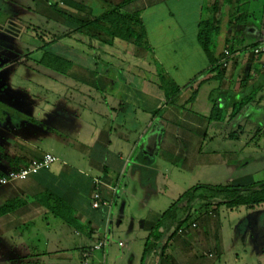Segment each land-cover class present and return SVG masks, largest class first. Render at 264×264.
<instances>
[{
  "label": "crops",
  "instance_id": "1",
  "mask_svg": "<svg viewBox=\"0 0 264 264\" xmlns=\"http://www.w3.org/2000/svg\"><path fill=\"white\" fill-rule=\"evenodd\" d=\"M2 1L5 4L20 2ZM26 1L22 0L24 7L41 19L34 29L45 31V27L55 26L60 16L54 6L57 2L62 4V0ZM75 1L90 7L97 17L111 9L102 0ZM222 1L138 0L132 4L130 11L140 14L147 31L149 51L140 57L135 52L132 59L123 57L122 52L118 57L103 58L88 50L64 55L48 47L51 52L70 60L72 65L64 74L42 66L47 71L42 75L53 86L59 75L65 87L60 91L43 88L46 89V94L42 95L46 98L44 108H48L50 115L43 120L21 117V113L29 112L28 105L35 103L36 96L15 90L13 97L22 106L17 108L18 104L13 108L8 100L7 106L16 113L6 116V122H0V177L22 169L45 153L59 160L50 169L33 173L27 179L0 184V205L12 199L24 201L16 210L0 217V262L81 264L80 252L101 240L105 241V246L94 253L92 264H203L200 258H215L213 249H207L209 238L203 230L202 236L168 239L160 260L155 258L158 251L144 258L147 239L160 214L152 216L155 221L144 225L140 217L124 215L126 219H122L120 207L122 197L133 192L134 183L142 191L148 187L136 171H155L159 160L178 166L182 163L181 168L193 170L200 156L190 155L188 150L183 152L176 141L185 140L181 144L191 145L190 138L196 135L200 143L199 138L207 136L201 130L208 124H218L210 119L216 104L227 109L234 93L240 99L248 87L262 80L258 61L252 53L248 55L243 51L235 54L224 80H209L200 85L196 93L183 89L174 104H167L165 92L159 86V73L184 88L210 68L209 58L199 42V24L211 19V6ZM95 6L100 8L97 13ZM65 10L69 15L74 12L72 8ZM8 16L21 21L13 14ZM216 21L224 22L218 40L220 54L226 42L237 37L236 27L229 26L233 18L224 20L223 9L216 14ZM1 22L4 21H0V26H4ZM259 36L255 42L261 40L264 30ZM40 59L36 63L37 72L41 67ZM242 80H248L247 88L242 87ZM253 108L251 105L247 113ZM24 121H29L28 126H24ZM17 125L19 130L15 128ZM162 153L165 156H159ZM97 179L114 189L102 188L103 196L113 199L110 206H92ZM53 202L62 207L59 211H73L82 228L56 215L51 209ZM114 222L121 223L119 233H126L129 245L119 240L115 251L110 233ZM139 242H143V249L138 255ZM202 248L213 251L214 256ZM190 260L192 263H188Z\"/></svg>",
  "mask_w": 264,
  "mask_h": 264
},
{
  "label": "rangeland",
  "instance_id": "2",
  "mask_svg": "<svg viewBox=\"0 0 264 264\" xmlns=\"http://www.w3.org/2000/svg\"><path fill=\"white\" fill-rule=\"evenodd\" d=\"M16 1L20 2L5 4L0 0V21H4L1 23L5 24L0 26V122L5 121L6 116L8 117L10 113H16L14 109L7 106L8 100L11 102L9 105L13 108H16L18 104L20 106L17 108L22 106L13 97L15 90H24L36 96L34 98L36 99L35 103L28 105L29 112L21 113V117L43 120L50 117L48 108H44L46 98L42 95L46 94V89L43 88L48 87L60 91L65 87L61 80L62 77L59 75H56L58 80L53 86L52 82L42 75V73L47 74L42 66L39 71L41 74L37 72L36 63L42 55L40 46L49 39L51 40L53 34L61 35L68 32V28L58 23L55 26L51 24L50 27H45L48 36L42 41L39 38L41 32L33 30L34 25H39L37 20L41 21V19L35 14L29 13L22 0ZM57 4L63 6L60 2ZM99 9V6H95V13ZM9 14L15 15L21 21L10 18ZM248 15V27L245 34L246 45L254 44L264 30V0H250ZM7 21H9L8 24ZM51 46L52 51L64 55H74V53L79 54L82 50H91L94 56L103 58L118 57L123 52V57L132 59L136 50L130 42L116 40L113 45H109L100 39L90 41L87 36L79 32L72 36L63 37L61 41L53 42ZM258 69L262 80L259 84H255L257 87L254 94L256 96L255 102L258 100L261 103L259 105L264 106V71L260 69V65H258ZM30 98L32 99V97ZM255 102H252L255 109H251L252 111L241 117L237 116V119L232 122L233 125L232 123L229 124V120L227 121L232 113V108L227 109L223 114L224 119L220 123L221 125L212 123V125L208 124L210 126L207 125L204 130H201V133H206L207 136L202 135L199 138L200 143L197 141L196 135L191 136V145L181 144L185 140L176 139V145H180L184 149L183 152L188 150L190 155L195 153V156H200L199 162L197 161L198 163L195 164L193 170L181 168L182 163L178 166V164L170 163L167 160H159L155 165V171L152 169L136 171L135 173L142 175L139 179L143 180L145 186L148 187H144L142 191L139 187L137 189V183H134L131 189L133 192L122 197L120 207L122 219H126L124 215L140 217L143 219L144 225H147L151 220L155 221L156 218L154 217L157 214L165 212L185 192L198 185L248 186L263 184L264 107L258 105L256 108ZM15 119L13 118V120ZM16 121L19 120L16 119ZM23 123L24 126H28L29 121ZM17 124L19 125V122ZM17 126L15 128L19 130V126ZM233 132H238L240 135L238 140L229 139V134ZM159 156H165V154L162 153ZM135 180L138 182V177ZM260 188L257 187V190H259V195L263 196L264 191H261ZM203 193L201 197L199 195L196 197L190 209H187L183 204L178 211L180 218L184 219L190 215L195 219V221L190 220L194 229L191 231L192 233L185 234L186 239L202 236V230L204 235L206 234L209 238L207 249H213L215 258H200V261L203 264H264V203L255 204V208L241 205L231 209L230 202L252 196V192L237 191L209 199H204L208 193ZM197 194H201V192L199 191ZM206 203H209L210 207L208 209L202 208V205ZM152 212L155 213L152 215ZM198 218L199 222L196 220ZM120 224V222H114L110 225V233L114 238L112 242L114 251L119 248V240L125 241L126 246H129L126 233H119L118 226ZM185 224L190 226L188 223ZM198 224L200 227L196 229ZM176 226L177 224H174L170 232L166 233L158 242L157 250L151 252L156 253L158 251L157 257H155L157 260L161 259L163 249L169 243L168 239ZM207 231L209 233H206ZM137 246L139 255L143 249V242H139ZM201 246L204 247V245ZM202 249L208 255H214L213 251H207L206 248ZM188 263H192V261L190 260ZM0 264L6 263L0 262Z\"/></svg>",
  "mask_w": 264,
  "mask_h": 264
},
{
  "label": "trees",
  "instance_id": "3",
  "mask_svg": "<svg viewBox=\"0 0 264 264\" xmlns=\"http://www.w3.org/2000/svg\"><path fill=\"white\" fill-rule=\"evenodd\" d=\"M102 1L106 2L111 7V9L98 17L93 15L92 9L90 7H87L86 5L75 0H62V7L59 6V4H56L54 6L56 12L60 16L59 19H57L56 24H62V26L66 25V28H68V32L61 35L53 34L54 36L51 38V40L49 39V41L44 42L43 45L40 46L42 55L39 64L41 66L50 68L57 73H66V69L72 65V62L62 57L61 55L51 52L50 50H48V47H50L53 42L61 41L63 37L72 36L74 33L78 32L87 36L90 41H92L93 39H100L102 42L108 43L109 45H113L116 40L130 42L135 46V55H137L138 57H140L144 52L149 51L147 31L140 17V14L130 11L131 5L138 0ZM249 4L250 0H223L221 4L220 2H216L211 6L213 17L211 19L203 20L200 22L198 35L200 45L209 58L210 68L196 76L184 88H180L171 77L159 73V86L165 92L167 104H174L179 93L183 89L189 88L194 90V92L196 93L198 87L209 80H224L228 76L229 66L235 54H239L243 51L248 53V55L252 53L254 47L261 40L255 42L254 44H245V34L247 32L246 29L248 27L247 25L249 18ZM66 8H72L74 10L73 14L69 15L65 10ZM220 9H223L224 20L233 18L234 22H230L229 26H232L233 24L235 25L237 37L234 41H227L224 46L225 48L219 54L218 40L219 35L221 34L222 24L224 23L216 21V14L219 13ZM233 9L235 10L234 12ZM33 30L41 32V36L39 35V38H41L42 41H44L45 37L48 36L46 31L38 28H35ZM226 48H229L228 50L230 51L231 55L229 57H226L227 64L225 65L221 57L224 58L226 56L224 54V50H226ZM90 52L91 50H88V53ZM252 57L254 56L252 55ZM256 60L259 61L260 59L256 58ZM247 81L248 80H242V87L247 88ZM256 88L257 87L255 85L248 87L246 89V93L240 99H237L236 93L233 94L231 104L230 106H228V108H232V113L229 115V119H227V121H230L229 124L234 122V120L237 119V116L241 117L247 113V109L252 105V102H255L256 96L254 94L256 93ZM259 104L260 102L256 100L255 105L258 106ZM227 109H221L216 104L210 117L211 121L218 122V124H220L224 119L223 114ZM239 137L240 135L238 134V132L229 134L230 140H238ZM29 163L26 164L23 168L27 167ZM257 187H261V191H264V183L259 185L252 184L248 186L198 185L189 189L165 212L161 213L158 216L156 225L151 230L147 239L144 258L158 247V242L162 240L163 236L166 233L170 232L174 224H177V226L170 235L169 240L186 236L185 234H179V229L185 223H188L190 226H192L190 220L195 221V219L190 215L185 217L184 219L179 217L178 211L183 204H185V207L187 209H190L194 204V200L196 199V197H198V195L199 197H201L204 194L203 192L208 193V196H204V199H209L211 197L216 198L219 195L230 194L237 191H251L253 194L252 196L243 197L240 200H234L229 203V206L231 207V209H234L236 207L238 208L241 205H247L251 208H255V204L264 203V195H259V190H257ZM199 191L201 192V194H197ZM103 200H106L112 204L113 199H106L105 197H103ZM23 203L24 201L21 199H12L6 201L3 205H0V217L16 210ZM209 207V203L202 205V208L208 209ZM60 208L62 207L55 206L54 202L51 205L52 211L56 215L61 217L65 222L74 227L82 228V225H80L77 222L76 218L73 216V211H59ZM196 220H198L199 222V218ZM199 227L200 225L198 224L196 229ZM192 230L193 229H191V231Z\"/></svg>",
  "mask_w": 264,
  "mask_h": 264
},
{
  "label": "built area",
  "instance_id": "4",
  "mask_svg": "<svg viewBox=\"0 0 264 264\" xmlns=\"http://www.w3.org/2000/svg\"><path fill=\"white\" fill-rule=\"evenodd\" d=\"M224 54L226 55L223 58V62L226 65V57H229L231 55L230 51L228 49L224 50ZM252 55L255 58H259L260 60L259 65L261 70L264 71V36L262 37L261 41L254 47L252 51ZM235 56V55H234ZM59 159L51 154V153H45L42 158L32 160L29 165L19 171H11L7 173L6 175H3L0 177V184L1 185H6L8 183H12L17 180H24L27 179L31 174L36 173L40 170L43 169H50L51 166L56 163ZM95 186H96V191L93 197V202L92 206L94 208H101L104 206H110L111 203L103 200V194H102V188H111L114 190L110 185L104 183L102 180L97 179L95 180ZM196 227V226H195ZM191 229H194L192 226H186L183 225L178 233L179 234H187L191 232ZM105 246V241L101 240L95 245L91 246L90 248L83 249L80 254H81V264H92V258L94 256V253L96 251L102 250Z\"/></svg>",
  "mask_w": 264,
  "mask_h": 264
}]
</instances>
